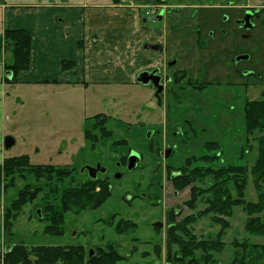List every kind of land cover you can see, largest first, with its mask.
Returning a JSON list of instances; mask_svg holds the SVG:
<instances>
[{
	"label": "rangeland",
	"instance_id": "rangeland-1",
	"mask_svg": "<svg viewBox=\"0 0 264 264\" xmlns=\"http://www.w3.org/2000/svg\"><path fill=\"white\" fill-rule=\"evenodd\" d=\"M197 2L202 7L193 12L194 20L216 15L221 22L232 11L215 10V7L227 6V2L234 4L237 0H165L164 5L169 7V10L164 13V19L159 21L157 18L153 20L149 17L147 29L164 33L161 42L168 47L166 58L184 52L187 54L185 45L182 49L176 45V42L185 40L184 32L180 27H176L180 29L178 32H173L169 28L171 25L169 21L179 22L191 11L180 9L178 14L174 15L172 9L181 4L186 6ZM238 42L240 43V39L237 41L235 38V43L229 45L223 52V57L208 73L201 64L208 62V57L199 61L188 58V54L184 55L183 60L179 59L178 65L189 72L190 78L198 82H210L205 91L194 93L193 101L186 96L183 102L186 115L184 112L179 113V108L175 107L156 108L152 89L135 83L133 77L128 83L89 84L85 87L53 83L36 85L9 83L6 86V108L9 115L6 136L14 139V145L8 150H2L0 165L1 158L3 160L28 156L33 165L75 169L71 176L51 180L61 191L88 180V172L85 171L87 167L99 164L107 169V174L110 173L117 157L129 150L139 153L142 162L137 170L125 172L124 177H120L121 180L109 179L111 197L103 206L80 214L67 213L63 233L59 236L44 234L46 222L35 216L36 210L42 208L40 200L42 193L22 208L18 218L12 222L9 232L4 229V215L0 216V252L3 253L7 246L20 242L28 246L81 245L88 251L111 243L124 257L118 264H166L163 253L165 212L171 208H175L179 214L176 221L187 216L195 217L189 229L197 240L214 238L221 230L224 232L221 240L224 248L221 253L214 255L221 264H229L234 257V251L237 250L236 247L242 243L249 246L264 245L263 236L251 235L245 231L247 215L242 207L233 208L232 215L227 218L213 214L197 216L198 212L205 211L207 205L198 204L196 210L191 212L184 205V201L190 197L191 186L175 191L168 178L170 172L185 168L191 171L199 170L206 175L198 180L200 184H197V187L200 185V188H204L210 186L214 179L208 175L207 170L217 171L227 165L235 168L246 167L247 184L242 199L252 203L257 201L250 169L257 158V140L260 134L254 133L253 136L246 134L243 109L248 101L264 99V31L257 33L253 40L242 45L248 49L249 59L233 65L231 58L239 49L244 48L238 47ZM0 47L5 49L3 45ZM143 53H145L143 56L146 53L153 54L149 50ZM4 58L5 63L9 62L10 52H5ZM141 62L143 61L139 59L134 65ZM122 64L125 68L126 62ZM233 67L237 68V71ZM246 72L252 75L247 76ZM126 77L125 75L123 78ZM175 114L178 119L172 126L180 124L178 120L182 115L188 119V127L183 126L186 129L185 136L170 139V136L165 134L159 138L147 139V136L141 134L147 129L165 130V121ZM95 115L108 117L106 126L112 132V136L99 140L95 148H91L89 142L84 139L83 132ZM163 142L175 143L176 150L170 159L161 162L159 175L157 179H153L158 181V184L162 183V192L156 189L153 192L154 196L151 197L149 193L150 197L146 198L148 192L145 191V185L151 174L149 165L152 159L157 158L156 151L163 146ZM23 175L25 174H16L14 184L7 189V195L4 194V187L8 185L7 180L3 174L0 175V205L2 204L4 208L8 205L7 198L15 197L27 182H34L33 178ZM40 183L39 186L48 182L42 180ZM137 183L140 185L139 189L135 188ZM226 189L235 198L237 194L235 182H228ZM138 191L147 194L146 197L132 200L131 197L137 195ZM213 217L216 223L212 221ZM111 219L113 224L109 226L107 223ZM120 219L134 222L136 230L125 235L116 234L113 226ZM222 220L227 222L224 227L220 224ZM155 223L162 224L160 233L154 230L158 228L153 227ZM157 245L161 247L160 256L156 250ZM258 264H264V260L261 259Z\"/></svg>",
	"mask_w": 264,
	"mask_h": 264
},
{
	"label": "trees",
	"instance_id": "trees-1",
	"mask_svg": "<svg viewBox=\"0 0 264 264\" xmlns=\"http://www.w3.org/2000/svg\"><path fill=\"white\" fill-rule=\"evenodd\" d=\"M4 48L5 52L11 54V60L4 64V69L6 73H11L10 83H14L17 74L30 66V34L24 30H5ZM73 67V63H62L63 69ZM243 113L246 134L248 136H253L254 133L260 134L257 140V158L250 169L254 190L257 193L256 202H246L242 199L247 184L248 169L246 167L235 168L227 165L217 171L209 169L208 175L214 179L210 186L204 188H200V185L197 187V184H200L198 180L206 175L199 170L191 171L185 168L170 172L168 178L171 179L175 191L191 186L190 197L184 201V205L191 212L196 210L198 204L207 205L205 211L198 212L197 216L213 214L227 218L232 215L233 208L240 206L247 215L245 231L251 235L264 237V99L246 102ZM91 119L93 120L86 126L83 134L91 148H95L99 140L109 139L112 132L106 126L107 116L95 115ZM74 170L70 167L64 169L52 165H33L28 156L3 158L0 175L3 174L8 184L4 187V194L7 195V189L14 184L16 174H25L28 178L34 179L33 183L27 182L15 197L7 198L8 205L4 208L3 217L6 232L10 231L12 222L18 218L22 208L41 193L42 208L38 209L41 217H38L36 213L35 216L40 221L46 222L43 229L46 235L59 236L63 233L67 213L80 214L103 206L111 197V189L105 178L88 177L84 183L68 186L61 191L51 182L53 178L63 179L66 175L71 176ZM173 173L176 176L170 177ZM229 176H231L230 179ZM42 180H47L48 183L39 186ZM230 181L235 182L237 191L235 198L226 189ZM165 214L163 253L166 264H221L214 255L221 253L224 248L221 241L224 233L222 230L214 238L197 240L189 229L195 217L187 216L176 221L179 214L175 208L168 209ZM212 221L216 223L215 217ZM107 224L111 226L113 219ZM220 224L224 227L227 222L222 220ZM136 228L134 222L124 219L118 220L113 226L114 232L118 235L129 234ZM154 230L157 233L161 232L159 227ZM238 246L229 264H258L261 259L264 260V245L249 246L242 243ZM156 247L160 256L161 247L158 245ZM123 258L117 247L111 243L105 247H94L92 256H89L88 250L81 245L28 246L22 242L11 244L7 246L6 251L0 252V264H118Z\"/></svg>",
	"mask_w": 264,
	"mask_h": 264
},
{
	"label": "crops",
	"instance_id": "crops-1",
	"mask_svg": "<svg viewBox=\"0 0 264 264\" xmlns=\"http://www.w3.org/2000/svg\"><path fill=\"white\" fill-rule=\"evenodd\" d=\"M0 21V39L5 30H24L31 37L30 66L14 81L20 85L128 83L162 58L143 56L142 45L161 42L164 33L147 29L143 11L115 0H0ZM139 59L143 62L134 65ZM63 62L74 67L63 69ZM6 76L0 66V155L9 122L6 86L11 78Z\"/></svg>",
	"mask_w": 264,
	"mask_h": 264
},
{
	"label": "flooded vegetation",
	"instance_id": "flooded-vegetation-1",
	"mask_svg": "<svg viewBox=\"0 0 264 264\" xmlns=\"http://www.w3.org/2000/svg\"><path fill=\"white\" fill-rule=\"evenodd\" d=\"M135 1L137 3H142L148 8L152 9L151 17L153 18V20L157 18L159 21H162L165 16L164 13L169 10V7L164 5L165 0ZM242 1L243 0H237V3L234 4L230 3V1L229 3L227 2V6L221 5L215 7V10L222 9L224 11V9H230L232 11H230L231 13L229 16H226L223 19L221 18V22L216 15H212L210 18H203L202 20H194L193 12L196 9L202 7V5L198 2L186 6L181 4L177 8H173L171 12L174 15H177L178 10L180 9H186L189 12L191 11L189 15L185 14V16L187 15V18H185L184 16V18L179 22L169 21V23H171L169 28H171L173 32L176 33L180 29L182 32H184L183 36L185 40L176 42V45L181 49L183 45H185V51L187 52V54L184 52L181 55L177 54L173 57L166 58L167 56L165 55L168 52V47L165 46L162 42L157 41L154 43H143L142 49L144 51L149 50L162 57L157 65L138 72L134 77L135 83H139L136 81L138 74L147 72V75H145V77L149 80V83L143 86H148L152 89L153 103L156 108L168 109L171 107H175L179 108V113L184 112L183 114L186 115L187 111L183 107V102L186 96L189 100L193 101L195 99L194 93H200L202 91H205L209 87L210 82H198L190 78L189 72H187V70H185L183 66L178 65L179 59L180 61L183 60V57H185L184 55L189 54L188 58H195L199 61H201L203 58L208 57V62L201 63L204 67L203 69L206 71V73H208L210 71V68L215 67L217 62H219V60L223 57V52L226 51L229 45L235 43V38H237V41H239L240 39V43L238 42V47H244L242 46L243 44L249 43L256 37L257 33H262V31H264V0ZM250 3H256V5H250ZM245 17H247L248 20H245ZM176 27H180V29H177ZM248 59V49L244 47L243 49H239L238 53L233 58H231V64L234 65L241 61H247ZM233 68L237 71V68ZM245 74H247V76L252 75L249 72H246ZM227 77H229V75ZM181 93H186V95H182ZM184 115L180 116V119L178 120L180 124H175L174 126H172L173 122L177 123L178 118L175 114L165 121V130L162 131L158 130L157 128H153L147 129L144 132H141V134L143 133L145 135L144 137L147 136V139L159 138L164 136L165 134H168L170 136V139L181 138L185 136L186 132V129L183 126H187V123H189L188 119ZM194 118H196V116ZM175 150V143L163 142V146L156 151L157 158L152 159L149 165L151 174L149 176V180L145 185V191L148 192V196L146 197L147 194L138 191L137 195L131 197L132 200H134L135 198H148L150 197V195L152 197L154 196L153 192L156 189L162 192V183L158 184V181H154L153 179H157V176L159 175L158 172L161 168V162L163 160L165 161L167 159H170V157L173 156ZM131 152L132 151L129 150V152L125 153L124 155L117 157V160L114 162V165L112 167V171L107 174V169L104 168V173L97 172L96 178H105L109 183V187V179H115V175L118 174L123 178L125 172H128L127 162ZM137 154L140 156L139 153ZM141 162L142 157L140 156V161L131 171L137 170L141 166ZM100 167L103 168L101 165ZM85 171L88 172L87 169ZM175 176L176 174L173 173V176L170 177ZM122 178L115 180H121ZM169 180L171 181V179ZM135 188H140L139 183L135 185ZM149 193L151 194L149 195ZM174 194H176V192H174Z\"/></svg>",
	"mask_w": 264,
	"mask_h": 264
},
{
	"label": "water",
	"instance_id": "water-1",
	"mask_svg": "<svg viewBox=\"0 0 264 264\" xmlns=\"http://www.w3.org/2000/svg\"><path fill=\"white\" fill-rule=\"evenodd\" d=\"M245 20H248L247 17H245ZM245 58V57H244ZM145 75H147V72H142L140 74H138L137 78H136V81L139 82L140 84L142 85H146L149 83V80L145 77ZM11 77V74L8 73L7 74V78H10ZM2 145H3V148L5 150H8L9 148H11L13 145H14V139L10 136H6L4 137L3 139V142H2ZM140 161V156L132 151L128 157V162H127V169L128 171H131L133 170L136 165L138 164V162ZM87 171H88V176L89 178L91 179H95L96 178V173L97 172H100V173H104V168H101L100 165L94 167V168H91V167H87L86 168ZM120 178V175H115V179H119ZM36 214L38 215V217H41V214H40V211L37 210L36 211ZM162 225L160 223H155L153 225V227H161ZM93 255V251L92 250H89V256H92Z\"/></svg>",
	"mask_w": 264,
	"mask_h": 264
},
{
	"label": "built area",
	"instance_id": "built-area-1",
	"mask_svg": "<svg viewBox=\"0 0 264 264\" xmlns=\"http://www.w3.org/2000/svg\"><path fill=\"white\" fill-rule=\"evenodd\" d=\"M119 2H120V5H122L123 7L130 8L132 10H136L137 8H139V6H136L131 0H119ZM150 14H152L151 8H149V11H147L145 15L149 16ZM0 215H3V205L2 204L0 205Z\"/></svg>",
	"mask_w": 264,
	"mask_h": 264
}]
</instances>
